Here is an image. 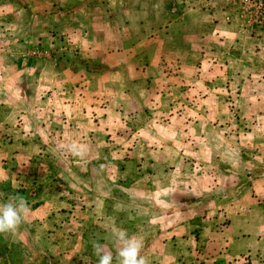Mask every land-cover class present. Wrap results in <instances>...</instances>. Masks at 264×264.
<instances>
[{"label": "rangeland", "instance_id": "374dc122", "mask_svg": "<svg viewBox=\"0 0 264 264\" xmlns=\"http://www.w3.org/2000/svg\"><path fill=\"white\" fill-rule=\"evenodd\" d=\"M0 2L1 15L9 12L10 3L12 12L13 6L22 14L33 10L34 30L39 32L40 40L32 48L19 52L20 56L55 63L68 59L73 68H80L85 74L100 73L106 72L107 66L89 60L88 46H98L104 52L106 47L124 46L143 53L161 44L164 63L159 85L166 89L162 91L163 98L146 101L144 107L130 100L120 102L117 106L121 112L117 116L96 112L95 121L99 125L112 123V126L107 136L103 131L99 133L98 144L85 145L88 149L85 161L62 153L58 148L62 145L59 137L47 144L41 141L47 147L39 155L37 165L47 171L30 181L33 184L30 188L23 186L24 194L28 191L29 195L30 191L29 196L36 197V188L39 191L49 188L54 196L53 206H57L58 197L65 202L66 222L76 237L60 248L41 244V218L48 212L36 213L38 219L31 216L33 220L24 221L31 226L32 232L28 231L34 241L26 242L20 228L15 236L0 234V264H86L85 259L79 263L72 261L68 250L85 251L97 261L92 244L87 243L97 238L95 231L99 235L107 230L109 234L124 231L129 236L150 225L155 233L168 235L171 225L179 226L181 222L193 227L202 249L205 234L228 232L226 228H230L234 214L231 206L237 201L249 202L250 187L258 190L252 197L264 202V177H260L264 171L261 167L264 151L254 144L255 140H264V98H250L252 92L264 94V62L253 67L249 60L247 66L240 67L236 58V51L240 50L234 44L243 42L237 35L225 37V41L214 33L221 26L237 28L242 39L248 40L246 37L255 29L264 30V0ZM256 55L264 58V51L260 49ZM187 61L193 64L189 72L179 66ZM241 71L243 78L235 80ZM183 75L193 76L189 85L181 83V79H186ZM88 79L83 78L82 90ZM51 92L45 91L46 96ZM107 96H100L98 107L114 109ZM144 96L148 98L149 94ZM4 99L1 122L7 119L10 108L26 105L9 96ZM46 100L28 104L30 119L33 117L30 122L40 124L47 120L50 114ZM21 115L14 116V122H22L25 117ZM63 121L70 123L68 117ZM45 134L48 132L42 129L35 132L40 140L47 138ZM148 149L155 151L159 159ZM256 152L257 158L252 154ZM142 158L157 160V166L142 163ZM128 160H133L130 166L137 172H125L123 165ZM139 170L143 172L138 173ZM1 185L3 198L16 195L11 181H3ZM101 204L103 215L112 219L119 231L104 230L102 226L96 230L97 212L93 219L86 218L84 222L76 221L77 214H72L83 211L82 214L88 215ZM257 215L264 218L261 210ZM80 235L83 239L79 240ZM112 245L115 248V243H109Z\"/></svg>", "mask_w": 264, "mask_h": 264}, {"label": "crops", "instance_id": "0c3cea01", "mask_svg": "<svg viewBox=\"0 0 264 264\" xmlns=\"http://www.w3.org/2000/svg\"><path fill=\"white\" fill-rule=\"evenodd\" d=\"M12 5L10 3L7 14L1 15L0 13V109L6 105L4 99L6 96L13 98L15 102L22 100V102H26V105L10 108L7 119L4 122L0 121V177L3 178L0 180V203L8 201L1 194V184L3 181L9 180L14 188L12 190L17 192L16 195L26 196L29 208V216L27 215L26 219L33 220L31 216L38 219L35 216L36 213L48 212L41 218L43 234L40 236L39 242L41 244L50 243V246L60 248L62 244L70 243L69 239L76 237L74 232H70L71 228H68L69 223L66 222L67 206H65V202L58 197L57 206H53L52 203L55 201L52 200V197L54 199V196L49 192V188H42L39 191L35 187L37 189L36 197L29 196L30 191L29 195L28 191L24 194L23 186H26L27 189L30 188L33 185L30 184V181H35V177L37 178L39 173L47 171L37 165L39 155L43 152V148L47 147L45 144L48 141L53 139L51 140L53 142L58 137L62 145L74 142L92 147L93 144H98L96 137L102 131L106 135L112 123L99 125L95 121L94 114L96 112L100 115L117 116L121 112L117 106L120 102L124 103L130 100L132 104L135 102L138 107H144L146 101L163 98L162 91H166V89L159 85L163 79L161 77L162 64L164 63L163 49L161 44H158L153 51L146 52V49L143 53L124 46L113 49L106 47L104 52L98 46H88L89 60L104 63L107 69H105L106 72L87 74L80 68H73L68 59H61L55 63L50 59L40 60L31 56H20L19 52L26 51L39 43V32L34 30L33 10L22 14L13 6L14 11L12 12ZM214 33H219V36L225 41H227L225 37L232 38L237 35V38L243 42L233 43L234 47L240 50L236 51L240 67L247 66L249 60L253 67L262 66L260 63L264 62V58H259L256 54L260 49L264 51V30L255 29L253 33H250L251 35L246 37L248 40L242 39L237 28L221 26L217 27ZM247 49H249L248 55ZM100 54L101 57H99ZM179 66L189 72V68L193 67V64L187 61ZM240 73L235 76V80L243 78L242 71ZM85 77H88L89 81L88 84H84L85 88L82 90V80ZM182 77L186 79H181V83L187 85L193 79V76L188 78L183 75ZM36 83L40 85L37 87ZM45 91L52 92L46 96ZM122 93L128 95L123 96ZM11 94L14 97H10ZM106 94H108L107 99L113 102L114 109L98 107L101 97ZM147 94H149L148 98L144 96ZM259 97L264 98V94L252 92L250 96L251 99ZM44 98L47 99L46 109L50 115L47 114V120L40 124L30 122L33 117L30 119L31 113L28 104L42 103ZM25 110L27 114L23 113ZM32 111L34 114V108ZM19 115L25 117L24 120L14 122V118ZM91 116H94V119ZM64 117L69 118V124L64 123ZM40 129L48 132V135L45 134L47 138L41 137L40 140L35 136V132ZM83 134H86L84 140ZM41 141L45 144H42ZM254 144L256 148L260 146L259 149L264 151V140L263 142L255 140ZM148 152L157 155L151 149H148ZM252 154L256 156L258 152ZM157 157L159 159L158 155ZM261 159H263L261 167L264 169V154ZM130 162L133 160L124 162L125 172H137L134 166H130ZM141 162L157 166V160L142 158ZM255 162L257 163L258 160L255 159ZM142 172V170L138 171V173ZM260 177H264V171ZM250 189L249 202L237 201L233 203V206L230 205L234 214L229 224L230 228H226L228 232L220 230L216 235H214L215 233L205 234L202 249L198 247V238L192 232L193 227L188 228V224L183 222L179 226L177 223L174 226L171 225L168 235L155 233L149 225L145 227L146 229L143 228L129 237H135L142 241L141 255L146 258L147 264H264V218L260 219L257 215L259 210L264 212V202H258L257 196L252 197L258 193L257 189L254 191L253 188L250 187ZM12 194L15 196L14 193ZM102 209L103 204L98 206L97 210L93 209L88 215L82 214L83 211L79 213L76 211L77 213L72 214H77L76 217L79 219L76 221L84 222L86 218L93 219L94 213L97 212V217L102 221L95 220L97 222L96 230L102 226L104 230L110 228L112 231H114L113 229L119 231L114 221L103 215ZM78 214L83 216L80 217ZM102 216H104L103 219ZM30 228L31 226L24 222L20 226L21 237L26 242L34 241L30 236V232H32ZM95 232L97 238L94 241H87V243H100L112 251L115 257L116 248L113 245L109 246V243H115L113 234H109L108 230L100 235L97 233L98 231ZM37 235L35 239L39 243ZM80 239H83L82 235L79 236ZM68 253H72L71 260H75L76 263H79L81 259H85L88 264L96 262L91 256L85 254V251L77 253L68 250ZM113 264H116L115 258Z\"/></svg>", "mask_w": 264, "mask_h": 264}, {"label": "clouds", "instance_id": "9594fccd", "mask_svg": "<svg viewBox=\"0 0 264 264\" xmlns=\"http://www.w3.org/2000/svg\"><path fill=\"white\" fill-rule=\"evenodd\" d=\"M59 150L73 158L85 161L88 156L86 146L77 143L58 145ZM3 178L0 177V180ZM28 204L22 195L9 197L7 202L0 203V234L15 236L28 215ZM116 253L113 256L106 246L93 242V254L97 258L96 264H147L146 258L141 255L142 241L129 237L125 232H113ZM86 264L88 262L86 261Z\"/></svg>", "mask_w": 264, "mask_h": 264}]
</instances>
